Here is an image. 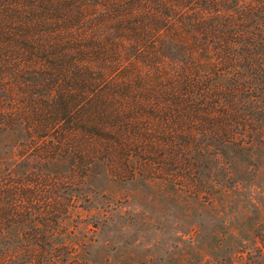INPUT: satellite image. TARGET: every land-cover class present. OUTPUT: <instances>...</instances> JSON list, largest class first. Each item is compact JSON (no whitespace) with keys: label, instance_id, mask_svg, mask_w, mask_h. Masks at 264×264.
Returning a JSON list of instances; mask_svg holds the SVG:
<instances>
[{"label":"trees","instance_id":"obj_1","mask_svg":"<svg viewBox=\"0 0 264 264\" xmlns=\"http://www.w3.org/2000/svg\"><path fill=\"white\" fill-rule=\"evenodd\" d=\"M263 113L264 0H0V135H32L46 152L32 159L63 158L68 146L128 164L137 148L154 173L164 159L189 171L210 147L255 144ZM7 173L0 239L26 230L12 251L25 258L11 264H70L57 231L40 227L45 215L18 209L39 199L45 176L24 186L16 174L12 187ZM261 250L244 264H264Z\"/></svg>","mask_w":264,"mask_h":264},{"label":"rangeland","instance_id":"obj_2","mask_svg":"<svg viewBox=\"0 0 264 264\" xmlns=\"http://www.w3.org/2000/svg\"><path fill=\"white\" fill-rule=\"evenodd\" d=\"M263 119L264 113L259 120ZM261 129L263 138L264 123ZM259 136L253 137L252 145L203 150L189 171L179 160L164 159L154 173L152 166L142 165L144 156L137 148L128 164L102 154L90 161L68 151V146L63 147V158L40 161L45 147L33 149L32 135L4 133L0 171H10L12 187L16 174L22 175L24 186L33 174L46 177L39 182V199L24 197L17 205L23 215H45L40 227L57 231L53 244L63 247L59 260L244 264L263 259L259 251L264 245V145L258 144ZM46 139L55 141L56 136L50 133ZM38 153L40 158L32 159ZM25 231L20 225L9 232L5 244L0 239V251L8 252L7 264L24 260V251L15 257L12 251L26 241ZM39 240L46 241L43 236ZM56 249L51 248L48 259L58 257ZM38 258L32 264H39Z\"/></svg>","mask_w":264,"mask_h":264}]
</instances>
